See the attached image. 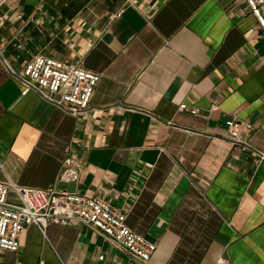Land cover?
I'll list each match as a JSON object with an SVG mask.
<instances>
[{"label": "crops", "instance_id": "0c3cea01", "mask_svg": "<svg viewBox=\"0 0 264 264\" xmlns=\"http://www.w3.org/2000/svg\"><path fill=\"white\" fill-rule=\"evenodd\" d=\"M37 56L100 76L87 113L25 90ZM231 119L253 126L250 150ZM263 155L264 31L246 0H0V182L110 203L156 244L150 264H264ZM69 157L80 179L63 185ZM0 264L145 263L73 220L27 226Z\"/></svg>", "mask_w": 264, "mask_h": 264}, {"label": "built area", "instance_id": "2783aa9c", "mask_svg": "<svg viewBox=\"0 0 264 264\" xmlns=\"http://www.w3.org/2000/svg\"><path fill=\"white\" fill-rule=\"evenodd\" d=\"M264 31V0H246ZM18 80L27 91H34L65 111L79 116L90 110L100 76L83 67L37 56L30 60ZM197 114V108L181 105ZM229 139L234 145L251 149L249 138L254 128L238 119L226 122ZM264 156V155H263ZM71 158L63 164L58 183L69 185L80 179V169ZM80 220L104 232L117 246L150 264L156 244L126 225V215L110 203L67 187L55 185L46 189L28 188L0 182V251L17 253L21 236L29 225L45 234L49 224L68 225ZM102 258V257H101Z\"/></svg>", "mask_w": 264, "mask_h": 264}]
</instances>
